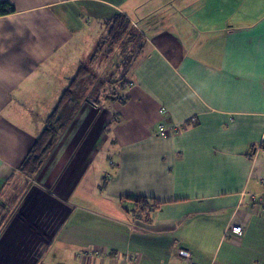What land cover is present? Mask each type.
<instances>
[{
  "label": "crops",
  "instance_id": "obj_1",
  "mask_svg": "<svg viewBox=\"0 0 264 264\" xmlns=\"http://www.w3.org/2000/svg\"><path fill=\"white\" fill-rule=\"evenodd\" d=\"M7 1L0 248L11 249L1 263L25 244L22 264H264V0ZM115 13L145 41L120 95L90 86L93 100L68 104L56 146L25 175ZM85 180L96 197L78 190ZM142 196L160 203L152 217L129 212ZM23 218L33 224L24 240L10 232Z\"/></svg>",
  "mask_w": 264,
  "mask_h": 264
},
{
  "label": "trees",
  "instance_id": "obj_2",
  "mask_svg": "<svg viewBox=\"0 0 264 264\" xmlns=\"http://www.w3.org/2000/svg\"><path fill=\"white\" fill-rule=\"evenodd\" d=\"M13 7L9 1L3 0L0 2V14L8 13ZM107 33L106 36L98 43L96 48V53L92 56L94 59L97 54L102 50V46L108 44V47H112L118 44H127L128 42H139L136 51H139L145 46V41L140 31L132 24L131 20L124 13H115L110 17L107 22ZM131 52V50H130ZM138 53L134 56V60L137 59ZM93 59V60H94ZM130 57H128L127 68L123 72L125 76L129 71L130 64L128 63ZM134 60H132V65ZM125 61V62H126ZM132 68V66H131ZM91 70L82 64L76 77L73 78L70 86L65 90L61 96L59 103L53 112L46 119V124L40 135L37 137L35 143L33 144L31 150L23 160L20 165L21 171L25 172L27 175L34 176L41 170L43 164L45 163L49 152L56 146L61 130L66 123V117L63 115L64 110L68 104L79 99V95L86 97L87 99L93 100V91H85L82 88H88L86 79L91 78ZM124 76V77H125ZM98 79V75L95 76ZM97 87L101 90L102 81ZM91 89V88H90ZM86 92V95L85 93ZM98 101V99H97ZM131 200V207L129 212L133 213L137 217L146 215V217H152L153 213L160 207V203L155 202L153 199L148 197H129Z\"/></svg>",
  "mask_w": 264,
  "mask_h": 264
},
{
  "label": "rangeland",
  "instance_id": "obj_3",
  "mask_svg": "<svg viewBox=\"0 0 264 264\" xmlns=\"http://www.w3.org/2000/svg\"><path fill=\"white\" fill-rule=\"evenodd\" d=\"M139 42H128L127 44H118V45H114L112 47H108V44H105L102 46V50L97 54L96 58L95 57V53H96V48L95 51L93 52V54L91 55V59L87 62L86 66L89 68V70H91V78L86 79V83L88 85V88L85 90L86 92L91 90L90 86L92 88H94L95 86H97V84H100L102 81V85L100 87V89L102 90V94L108 95V96H113L115 94H117L118 96L121 93V87H123L125 85L126 82V77L125 74L123 73L125 71V69L127 68V59L128 57H130V60H128V63L130 64V66H132V60H134V56L136 55V53H138L139 51H136V49L138 48ZM131 50V52H130ZM94 55V57L92 58V56ZM94 59V60H93ZM126 61V62H125ZM129 66V68H130ZM98 75V79L95 78V76ZM97 89V88H95ZM99 91V90H98ZM107 96V97H108ZM37 113H40L42 115L41 110H37ZM53 112V111H52ZM51 112V113H52ZM49 113V115L51 114ZM48 115V116H49ZM48 118V117H47ZM25 175H27L25 172H23ZM29 177H35L36 175H27ZM88 181V180H85ZM91 183L90 180L88 181L87 186L85 187L80 186V188L78 189L79 191H83L86 188L88 189V194L89 196L92 197H96L94 194H92V190L91 188ZM79 191L77 192V195H74L72 200L74 202H76V200H80L79 198ZM94 205L95 203L89 202L88 205ZM24 218L19 222V223H11L12 227H11V231H18V232H26V233H19L22 236V239L24 240V237H27L30 233V231L33 228V224H29V226H26L24 223ZM138 221V220H137ZM10 225V226H11ZM68 231H66L67 233ZM63 233H65V230L63 231ZM21 239V240H22ZM26 243V240H25ZM7 245H4V249L1 250L0 248V264H2V259H4L6 257L5 253L9 252L11 249V244L9 243ZM13 245V244H12ZM14 248L20 252L17 255V261H13L10 262L8 260V262L6 261V264H22L26 261V256L24 254L27 253V247L25 246V244H23L21 247H16L15 245H13ZM84 250H92V249H83ZM82 251V252H83ZM82 252H80V256L83 254ZM9 259V257H8ZM23 259V260H20ZM20 260V261H19ZM78 262H80V260L77 259Z\"/></svg>",
  "mask_w": 264,
  "mask_h": 264
},
{
  "label": "built area",
  "instance_id": "obj_4",
  "mask_svg": "<svg viewBox=\"0 0 264 264\" xmlns=\"http://www.w3.org/2000/svg\"><path fill=\"white\" fill-rule=\"evenodd\" d=\"M230 229H231V231H233L234 233H237V234H241L243 232V226L240 223H232L230 225ZM188 264H200V263H198L196 261L189 260Z\"/></svg>",
  "mask_w": 264,
  "mask_h": 264
}]
</instances>
